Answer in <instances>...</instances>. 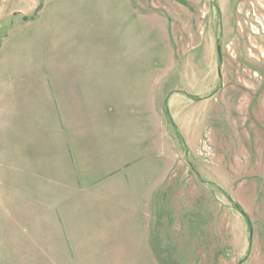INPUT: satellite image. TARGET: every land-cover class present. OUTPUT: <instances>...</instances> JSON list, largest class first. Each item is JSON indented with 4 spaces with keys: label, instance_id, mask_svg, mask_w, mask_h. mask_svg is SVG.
Masks as SVG:
<instances>
[{
    "label": "rangeland",
    "instance_id": "rangeland-1",
    "mask_svg": "<svg viewBox=\"0 0 264 264\" xmlns=\"http://www.w3.org/2000/svg\"><path fill=\"white\" fill-rule=\"evenodd\" d=\"M49 75L132 104L127 263L264 264V0H0L6 111ZM48 180L0 177V264L76 263Z\"/></svg>",
    "mask_w": 264,
    "mask_h": 264
},
{
    "label": "crops",
    "instance_id": "crops-1",
    "mask_svg": "<svg viewBox=\"0 0 264 264\" xmlns=\"http://www.w3.org/2000/svg\"><path fill=\"white\" fill-rule=\"evenodd\" d=\"M62 78L45 76L32 87L28 81L13 94L12 114L6 111L8 84H1L0 177H51L58 185L63 199L55 214L75 264H129L123 241L131 236L113 230L140 222L141 211L125 192L139 173L140 182L147 179L141 126L133 132L132 104L119 100L117 89L99 88L89 99L77 78L67 85ZM82 240L91 241L83 248L89 254L82 253Z\"/></svg>",
    "mask_w": 264,
    "mask_h": 264
},
{
    "label": "trees",
    "instance_id": "trees-1",
    "mask_svg": "<svg viewBox=\"0 0 264 264\" xmlns=\"http://www.w3.org/2000/svg\"><path fill=\"white\" fill-rule=\"evenodd\" d=\"M36 12H37V11H35V14H36ZM34 16H35V15H34ZM34 16L32 17V19L34 18ZM164 114H165V116H166L167 121H169V117H168V115H167V111H166V109H165V111H164Z\"/></svg>",
    "mask_w": 264,
    "mask_h": 264
},
{
    "label": "water",
    "instance_id": "water-1",
    "mask_svg": "<svg viewBox=\"0 0 264 264\" xmlns=\"http://www.w3.org/2000/svg\"><path fill=\"white\" fill-rule=\"evenodd\" d=\"M31 19H32V18H31ZM28 20H30V19L27 18V17H24V18H23V21H24V22H26V21H28Z\"/></svg>",
    "mask_w": 264,
    "mask_h": 264
},
{
    "label": "bare ground",
    "instance_id": "bare-ground-1",
    "mask_svg": "<svg viewBox=\"0 0 264 264\" xmlns=\"http://www.w3.org/2000/svg\"><path fill=\"white\" fill-rule=\"evenodd\" d=\"M255 48V47H254Z\"/></svg>",
    "mask_w": 264,
    "mask_h": 264
}]
</instances>
